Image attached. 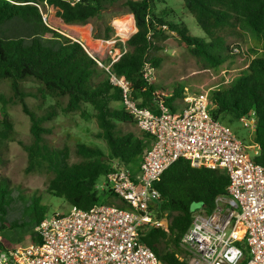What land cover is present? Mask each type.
Listing matches in <instances>:
<instances>
[{"label": "trees", "instance_id": "trees-1", "mask_svg": "<svg viewBox=\"0 0 264 264\" xmlns=\"http://www.w3.org/2000/svg\"><path fill=\"white\" fill-rule=\"evenodd\" d=\"M160 2L165 0H0V80H8L9 101L19 103L29 117L32 135L29 144L17 142L27 152L30 169L37 163L52 173L47 193L70 206L88 209L95 204L114 203L129 207L110 189H97L98 179L115 164L136 170L152 144V136L137 126L123 104L122 88L111 81V76L128 82L130 98L137 105L157 111V102L163 101L172 111L177 110L180 105L174 100L183 99L185 87L177 84L171 93H165V87L144 76L145 66L159 67L163 59L160 51L164 50L161 42L171 34L193 57L209 66L235 59L238 53L230 46L231 37L248 35L261 46L237 75L209 90L207 103L211 115L224 123L238 121L241 115L254 111L252 141L259 145V153L253 159L264 165V0H182L202 36L192 34L184 20H175L171 7H158ZM45 4L53 6L65 24L84 25L110 12L131 14L133 30H137L120 44L116 60L99 62L80 41L46 23L40 9ZM125 30L122 27V34ZM112 31L105 23L102 33H92L94 38L109 39ZM27 81L37 85L26 89L23 83ZM28 95L54 99L65 114L80 112L83 117L94 118L99 129L96 136L104 140L107 152L98 145L77 143L79 159L70 162L68 147H53L44 136L50 129L43 123L56 114L54 105L37 114L25 100ZM13 133L11 118L1 105L0 147L16 140ZM228 182V174L222 169L193 167L187 159L178 158L154 183L161 196L150 207L154 217L165 219L167 226L144 223L138 229L139 240L155 252L161 264H186L179 258L183 252L179 243L193 218L191 204L198 202L204 213H210L215 198L226 194ZM15 197L31 200L28 220L14 217ZM45 216V205L39 197L14 192L10 180L0 175V232L18 229L35 241L34 226ZM20 239L11 236V242L3 239L1 245L10 247Z\"/></svg>", "mask_w": 264, "mask_h": 264}, {"label": "built area", "instance_id": "built-area-1", "mask_svg": "<svg viewBox=\"0 0 264 264\" xmlns=\"http://www.w3.org/2000/svg\"><path fill=\"white\" fill-rule=\"evenodd\" d=\"M144 76L153 80V69L145 66ZM111 81L122 88L123 104L137 126L152 136L136 170L115 164L101 184L129 207L71 205L67 212L56 211L37 223L35 241L10 247L1 245L0 233V264H161L139 240L138 229L144 223L167 226L150 207L161 196L154 183L178 158L193 167L222 169L229 178L226 194L215 198L210 213L194 211L180 239L179 258L186 264H264V165L253 159L259 153V145L252 141L254 111L238 119L250 130L251 142L245 144L211 115L207 93L184 88L180 109L172 111L159 101L153 111L130 98L123 77L112 75Z\"/></svg>", "mask_w": 264, "mask_h": 264}, {"label": "rangeland", "instance_id": "rangeland-1", "mask_svg": "<svg viewBox=\"0 0 264 264\" xmlns=\"http://www.w3.org/2000/svg\"><path fill=\"white\" fill-rule=\"evenodd\" d=\"M158 7H171L175 12L173 13L175 20L178 19L187 22L192 34L197 36L203 35L202 30L195 24L193 16L184 8L182 0H165V3L160 2ZM40 9L46 23L50 27L80 41L90 55L97 58L98 61H103V63L117 59L120 55V44H123L134 32L132 18L129 17L131 14L115 15L107 12L102 18L92 19L84 25H71L65 24L60 20L53 6L45 4L44 6H40ZM105 23L110 24L113 28L112 36L109 39L94 38L92 31L94 33H102ZM122 27L128 30L130 29L129 27H132L133 31L131 33L129 30V35L125 37L122 35ZM86 28H88L87 34L85 33ZM82 34L84 38H82ZM229 42L230 46L236 49L234 51L238 53L235 59L220 64L219 66H209L207 62L193 57L179 44L177 37L171 34V36L161 42L164 50L160 51V54L163 59L159 67L153 69L155 77L153 81L157 85L165 87V93H171L173 87L177 86V84L183 85L190 93H208L210 89L222 81L227 82L237 75L245 67L250 58L256 55L255 51H261V46L248 35L242 38L231 37ZM23 84L27 87L26 89L37 85L31 81L24 82ZM10 95L11 91L8 80H0V106H5L11 118L14 130L13 135L16 139L7 141V143L0 147V175L10 180V185L14 188V192L24 193L26 196L39 197L40 203L45 205L46 216L56 211L65 213L69 210L70 205L62 198L52 196L46 191L47 181L52 173L48 172L44 165L37 163H34L31 169L29 168L27 152L18 144L17 140L25 144H29L32 141V135L29 130L30 120L22 111L19 103L9 101ZM4 100L7 102L5 103ZM25 100L29 108L37 114L45 113L47 109H50V106L54 105L56 114L50 120L44 121L43 123L45 128L50 129V132H45L44 136L48 144L53 147H68L70 162L79 159L75 153L77 143L98 145L105 153L107 152V145L104 140L96 136L99 129L94 118L83 117L80 112L65 114L59 106L55 105L54 99L49 97L40 99L28 95ZM65 101V99L62 100L61 104L65 103ZM174 104L182 106L183 102L178 97L174 100ZM88 109L91 112V109ZM225 124L245 144L251 142L250 130L243 127L239 121ZM248 153L251 154V151H248ZM103 182L104 177H100L98 179L97 189H102L101 184ZM12 201L14 207L13 213H15L14 217H17L21 221L28 220L29 213H31L33 208L31 200L15 197ZM112 201L114 200L112 199ZM200 208L201 204L198 202L191 204L192 211ZM0 233L4 240L10 242L11 236H14L16 240L21 238L17 243H25L31 239L29 233L23 234L18 229L13 233L9 232V230H2Z\"/></svg>", "mask_w": 264, "mask_h": 264}, {"label": "bare ground", "instance_id": "bare-ground-1", "mask_svg": "<svg viewBox=\"0 0 264 264\" xmlns=\"http://www.w3.org/2000/svg\"><path fill=\"white\" fill-rule=\"evenodd\" d=\"M68 28V27H67ZM71 29V28H70ZM76 29H78V28H76ZM81 29H84V28H81ZM75 30V29H74ZM86 32V34L88 33V28H86V30H85ZM80 32V31H79ZM77 33V32H76ZM81 33V32H80ZM123 36H125V37H127L128 35H129V31L128 30H125L124 31V33L122 34ZM82 38H84V36H83V34H82ZM81 38V39H82Z\"/></svg>", "mask_w": 264, "mask_h": 264}, {"label": "crops", "instance_id": "crops-1", "mask_svg": "<svg viewBox=\"0 0 264 264\" xmlns=\"http://www.w3.org/2000/svg\"><path fill=\"white\" fill-rule=\"evenodd\" d=\"M60 20H61V19H60ZM61 21H62V20H61ZM62 22H63V21H62ZM113 60H114V59H113ZM113 60H112V61H113ZM180 108H181V106H180L178 109H180Z\"/></svg>", "mask_w": 264, "mask_h": 264}, {"label": "water", "instance_id": "water-1", "mask_svg": "<svg viewBox=\"0 0 264 264\" xmlns=\"http://www.w3.org/2000/svg\"><path fill=\"white\" fill-rule=\"evenodd\" d=\"M135 28H136V26H135ZM136 30H137V29H135V31H134V32H136ZM134 32H133V33H134ZM128 38H129V37H128ZM89 54H90V53H89Z\"/></svg>", "mask_w": 264, "mask_h": 264}]
</instances>
